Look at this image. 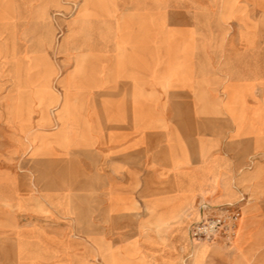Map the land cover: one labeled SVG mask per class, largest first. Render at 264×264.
<instances>
[{
	"label": "rangeland",
	"instance_id": "1",
	"mask_svg": "<svg viewBox=\"0 0 264 264\" xmlns=\"http://www.w3.org/2000/svg\"><path fill=\"white\" fill-rule=\"evenodd\" d=\"M252 138L264 0H0V264H264Z\"/></svg>",
	"mask_w": 264,
	"mask_h": 264
},
{
	"label": "crops",
	"instance_id": "2",
	"mask_svg": "<svg viewBox=\"0 0 264 264\" xmlns=\"http://www.w3.org/2000/svg\"><path fill=\"white\" fill-rule=\"evenodd\" d=\"M221 150H222V148H217L216 150H214V153L211 154L212 155L211 157H215L214 163H217L221 167L228 165L229 168L233 169L235 174H236L235 169L237 167L243 166V164L247 163V161L249 162V165L251 167H254L256 164H263L264 165V142H260V139H258L257 142H255L254 138L251 139L250 144H249V150H248L249 152H251V158H249V160H247V159L241 160L240 157L238 159L230 160L227 157H225V155L223 154V152H221ZM197 159H198V164H197L196 169L194 170L195 175H199V173H201V168H202V165L200 162L201 160L199 159V151H197ZM163 163L164 164H161V167L164 168L163 170L165 172L167 171L166 173H170L169 175H170V177H172L171 166L166 164L165 162H163ZM170 177H168V178H170ZM251 185H249V184L237 185V191H238V194L241 195L242 192H245L247 189V192L249 193V197H251V201H253V203L250 206L251 210L256 211L260 207V205L258 206V203L256 200H258L260 197H257V195L250 196V193L251 192L260 193V191L259 190H252ZM248 187H249V189H251V191L248 190ZM211 193H213L214 195H218V194L222 195L223 194L222 191L219 189L215 190L214 192H211ZM240 199H243V198H240ZM243 201H244V199H243ZM249 202L250 201L247 200V204ZM247 210H248V207L244 206L241 208L240 213H239L240 221L235 228L236 235L234 236V240H235L234 248L236 249V251H241L242 248H244V246L247 244L250 246H254V247L255 246L261 247L264 245V229L258 228L259 226H257V225H255L254 228L247 227V225H246V215L248 213Z\"/></svg>",
	"mask_w": 264,
	"mask_h": 264
},
{
	"label": "bare ground",
	"instance_id": "3",
	"mask_svg": "<svg viewBox=\"0 0 264 264\" xmlns=\"http://www.w3.org/2000/svg\"><path fill=\"white\" fill-rule=\"evenodd\" d=\"M238 216V215H237ZM238 218L236 217V220H237ZM235 223H236V221H235ZM231 230L232 229H230V231L228 232V234H229V237H228V239L232 236V234H231Z\"/></svg>",
	"mask_w": 264,
	"mask_h": 264
},
{
	"label": "built area",
	"instance_id": "4",
	"mask_svg": "<svg viewBox=\"0 0 264 264\" xmlns=\"http://www.w3.org/2000/svg\"><path fill=\"white\" fill-rule=\"evenodd\" d=\"M200 230H207V228L206 227H203V228H200Z\"/></svg>",
	"mask_w": 264,
	"mask_h": 264
}]
</instances>
